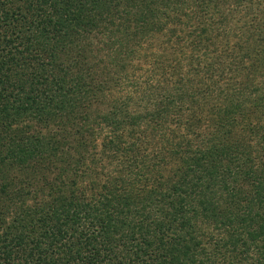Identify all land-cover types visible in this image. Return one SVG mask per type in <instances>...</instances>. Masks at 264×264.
Instances as JSON below:
<instances>
[{
    "label": "trees",
    "instance_id": "trees-1",
    "mask_svg": "<svg viewBox=\"0 0 264 264\" xmlns=\"http://www.w3.org/2000/svg\"><path fill=\"white\" fill-rule=\"evenodd\" d=\"M0 264H264V0H0Z\"/></svg>",
    "mask_w": 264,
    "mask_h": 264
}]
</instances>
